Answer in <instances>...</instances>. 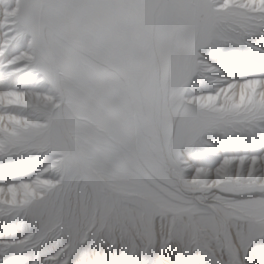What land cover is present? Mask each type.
Instances as JSON below:
<instances>
[{"label": "snow or ice", "instance_id": "snow-or-ice-1", "mask_svg": "<svg viewBox=\"0 0 264 264\" xmlns=\"http://www.w3.org/2000/svg\"><path fill=\"white\" fill-rule=\"evenodd\" d=\"M0 264H264V0H0Z\"/></svg>", "mask_w": 264, "mask_h": 264}]
</instances>
